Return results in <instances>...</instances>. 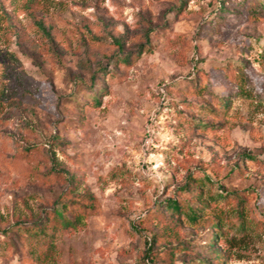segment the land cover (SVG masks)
<instances>
[{
    "label": "rangeland",
    "instance_id": "rangeland-1",
    "mask_svg": "<svg viewBox=\"0 0 264 264\" xmlns=\"http://www.w3.org/2000/svg\"><path fill=\"white\" fill-rule=\"evenodd\" d=\"M221 99L226 117L201 115ZM190 176L205 219L212 195L235 194L227 211L242 197L248 228L229 214L223 264H264V13L243 0H0V264H214L216 229L166 204L194 200ZM71 185L99 210L37 233Z\"/></svg>",
    "mask_w": 264,
    "mask_h": 264
},
{
    "label": "trees",
    "instance_id": "trees-1",
    "mask_svg": "<svg viewBox=\"0 0 264 264\" xmlns=\"http://www.w3.org/2000/svg\"><path fill=\"white\" fill-rule=\"evenodd\" d=\"M244 7L249 10V12L254 13L255 15H260L264 13V2L262 0H243ZM25 8L28 10L30 16L35 18V23L38 25L40 29H42L46 35L50 36V32L47 30L46 25L42 19H37L35 17V13L33 12V2H29L25 5ZM104 92V91H103ZM104 94V93H103ZM95 105H100V98L95 96ZM220 110H214L211 106H200L201 115H205L206 112L209 111V114L216 119H223L226 117L230 111V101L226 99H221L219 102ZM203 126H208L209 122H202ZM46 175H53L55 177H62L63 174H60L57 169L51 167ZM201 180V181H200ZM195 181L198 186L202 187L204 184V180L200 179ZM189 185L184 187L186 191L191 193L193 197V201L179 202L175 199H171L166 202V204L173 208L177 213L183 214L186 220L192 224H202L207 223L209 227H213L216 229V232L213 233V237L208 239L209 248L214 250L215 257L213 259V263L223 264L224 258L223 254H221L218 250H215L216 241L221 238L223 234L224 226L226 222L231 217L229 214L235 215L240 219V224L242 228H248L247 222L244 221V217L246 215L245 207L241 205L242 197L238 198V201L231 209V211H227L224 207L219 204V201L225 200L229 202L232 198L231 196H235V194H229V192L224 191L220 196L212 195L211 200L214 201L218 208L215 210V214L213 217L204 218L205 209L207 207V202H203L201 205L198 204V201L195 199H201L203 201L204 196L197 197L198 194H202L204 192L203 189L195 188L193 182V177H189ZM236 197V196H235ZM99 210V204L96 196L88 190H85L83 193H77L76 186L71 185L70 188L62 195L57 201V206L51 210L46 212L44 218H42L38 224H36V232H45L47 227H51L54 230H61L63 232H70L77 229L83 221L88 218L90 215L95 214ZM159 237V236H158ZM157 244V236L151 239L149 245V251L147 256L151 257L153 254V248H155ZM50 248V247H49ZM215 261V262H214ZM203 264H212L211 262H203Z\"/></svg>",
    "mask_w": 264,
    "mask_h": 264
},
{
    "label": "clouds",
    "instance_id": "clouds-1",
    "mask_svg": "<svg viewBox=\"0 0 264 264\" xmlns=\"http://www.w3.org/2000/svg\"><path fill=\"white\" fill-rule=\"evenodd\" d=\"M169 139H170V137H169ZM161 163H162V161H161Z\"/></svg>",
    "mask_w": 264,
    "mask_h": 264
}]
</instances>
